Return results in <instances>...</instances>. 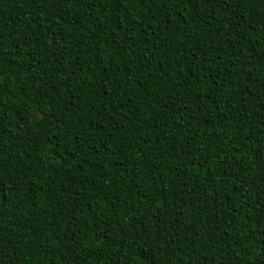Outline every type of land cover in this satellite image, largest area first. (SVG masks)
<instances>
[{"label":"trees","instance_id":"16d2710c","mask_svg":"<svg viewBox=\"0 0 264 264\" xmlns=\"http://www.w3.org/2000/svg\"><path fill=\"white\" fill-rule=\"evenodd\" d=\"M0 264H264V0H0Z\"/></svg>","mask_w":264,"mask_h":264}]
</instances>
